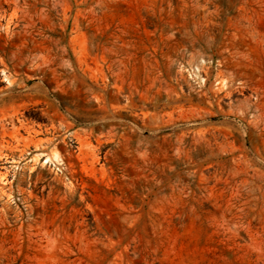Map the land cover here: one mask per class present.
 <instances>
[{"label": "rangeland", "instance_id": "obj_1", "mask_svg": "<svg viewBox=\"0 0 264 264\" xmlns=\"http://www.w3.org/2000/svg\"><path fill=\"white\" fill-rule=\"evenodd\" d=\"M0 264H264V0H0Z\"/></svg>", "mask_w": 264, "mask_h": 264}]
</instances>
